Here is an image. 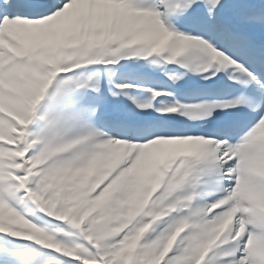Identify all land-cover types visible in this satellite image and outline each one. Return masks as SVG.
Instances as JSON below:
<instances>
[{"label":"snow or ice","instance_id":"obj_1","mask_svg":"<svg viewBox=\"0 0 264 264\" xmlns=\"http://www.w3.org/2000/svg\"><path fill=\"white\" fill-rule=\"evenodd\" d=\"M0 264H264V0H0Z\"/></svg>","mask_w":264,"mask_h":264}]
</instances>
